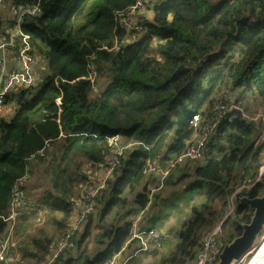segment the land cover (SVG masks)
Wrapping results in <instances>:
<instances>
[{"label": "trees", "instance_id": "obj_1", "mask_svg": "<svg viewBox=\"0 0 264 264\" xmlns=\"http://www.w3.org/2000/svg\"><path fill=\"white\" fill-rule=\"evenodd\" d=\"M136 2L2 0L0 37L15 27L21 8L38 4L21 28L45 74L11 93V118L0 117V239L11 223V191L26 177L25 205L16 211L0 264H104L122 247L124 258L137 249L131 228L137 211L139 228L153 227L158 215L181 205L186 214L176 237L167 242L165 236L155 255L126 264H192L233 194L234 210L217 237L219 253L249 223L252 209L239 199L264 190V172L254 181L264 162V124L246 119L264 112V0H159L151 20L139 18L143 31L126 32L119 16ZM225 94L232 98L212 129L208 155L170 167L193 137L191 115L208 123ZM116 136L125 147L94 198L95 212L78 227L73 247L51 259L82 189L111 154L108 139ZM154 159L168 170L162 179L147 171ZM42 184L41 197L30 194ZM48 221L51 235L33 230Z\"/></svg>", "mask_w": 264, "mask_h": 264}, {"label": "built area", "instance_id": "obj_2", "mask_svg": "<svg viewBox=\"0 0 264 264\" xmlns=\"http://www.w3.org/2000/svg\"><path fill=\"white\" fill-rule=\"evenodd\" d=\"M147 0H137L136 4L125 15L119 16L120 27L126 32L132 30L143 31V27L139 23V18H145L147 13ZM2 0H0V7ZM39 12L38 4L35 7L21 8L17 14L16 25L4 36L0 37V116L6 109V101L9 95L20 89L28 88L34 85L37 81L36 76V58L33 55V48L30 41V36L22 31L21 19L25 15L35 16ZM95 71L93 67H89L88 79L93 83ZM231 95L225 94L223 98L218 99L213 107V114L209 118V122L201 125L200 114H192L188 120V129L193 131L192 139L187 143L185 152L178 156L175 162L170 164L172 167L174 164H184L192 160H202L206 154V147L210 143L212 129L215 124L224 116V110L226 109L227 101L231 100ZM236 108V106H231ZM247 120L252 122H259L264 124V112L259 111L253 115H248ZM120 137H112L108 139V144L111 148V154L106 158L105 163L101 164L98 169V175L95 183L87 186L85 196L78 205L74 218L69 223L68 231L61 236V238L55 243L53 248L51 259L62 253L64 249H70L73 247L72 237L78 230L80 224L87 218L90 213L94 212L93 201L107 180L112 177L118 158L124 150L120 146ZM260 141L264 144V131L261 134ZM149 173H160L161 179L164 178L168 170L163 169L159 164V159H154L148 167ZM264 172V162L259 167L258 176L255 178V182ZM25 179L18 181L11 193L12 199L10 204V219L11 223L8 228V232L0 239V262L5 261L8 253V248L12 240L13 231L15 225V217L18 210H21L25 205V193L23 192V185ZM235 197L234 194L227 205V209L224 210L216 219L212 232L203 241L202 248L192 264H211L216 255L219 254V246L217 237L221 235L223 224L231 215L234 210ZM142 216V211H137L131 219V228L133 233V239L137 241V249L130 255L122 258L121 254L125 250L121 248L119 253L113 255L104 264H126L131 259L138 256L155 255L156 251L161 250L164 233L159 227H145L139 228V221ZM216 243L218 247H216ZM233 264H264V228L259 234L258 238L254 242L251 250L243 255L240 259L233 262Z\"/></svg>", "mask_w": 264, "mask_h": 264}, {"label": "rangeland", "instance_id": "obj_3", "mask_svg": "<svg viewBox=\"0 0 264 264\" xmlns=\"http://www.w3.org/2000/svg\"><path fill=\"white\" fill-rule=\"evenodd\" d=\"M159 0H156V2L155 3H157ZM37 60L38 59H36V64H35V66H36V68H35V70H36V73H37V76H36V79H37V81H35L36 83L35 84H38L41 80H42V77L44 76V74H45V71L44 70H42V68H43V66L42 65H39V63L37 64ZM39 66H41V69H39ZM220 100V99H219ZM237 108V107H236ZM239 109V108H238ZM241 111V110H240ZM257 112H259V111H257ZM243 113V112H242ZM254 113H256V112H254ZM254 113H250L249 115H253ZM12 115V109H11V107L9 106V107H7L6 106V109H5V111H4V113L3 114H1V116H3V117H5L6 119H9V118H11L10 116ZM0 116V117H1ZM248 117V116H247ZM120 142V146L124 149V147H125V143H124V140H121V141H119ZM210 146V145H209ZM123 152V151H122ZM208 152H209V150H208V146L206 147V154L204 155V156H207L208 155ZM196 160H199V159H196ZM97 175H98V171H96L95 173H93L92 175H91V177H90V179H91V182L92 183H95V181H96V177H97ZM26 183V182H25ZM35 184V183H34ZM40 186V185H39ZM39 186H36V187H34V188H32V189H30L29 190V192H30V194L31 195H33V196H35V197H37V198H39V197H41V195L43 194V190H44V188H45V184H42V186H41V188L39 187ZM85 189L87 188L86 186L84 187ZM82 189V192H81V195H80V199H79V201L77 202L78 203V205H79V203H80V200L82 201V199H83V197L85 196V189ZM169 190H171V188H169ZM169 190H168V192H169ZM174 199H178V197H176V198H174ZM183 199H185V197H183V198H181L180 200H183ZM32 201V200H31ZM33 202V201H32ZM177 203V202H176ZM176 203L174 202V200H172V202L170 203V205H171V207H175L176 206ZM179 204L181 205V201L179 202ZM93 205H94V201H93ZM184 207H186V206H183V205H181V209H180V211H178V210H174V211H169L168 210V212H164V214L163 215H158L157 216V223H156V225H154L155 227L157 226V227H159V229L160 230H162V232L165 234V236H167V242L168 241H171V240H173L175 237H176V235H177V230L180 228L179 226L181 225V221L183 220V218L185 217V214H186V208H184ZM94 212H95V210H94ZM93 212V213H94ZM164 216V217H163ZM74 218V216L70 219V222H71V220ZM69 222V223H70ZM153 226V227H154ZM37 228H42L43 230H45L46 232H47V234H49V235H51L52 233H53V231L54 230H52V229H54V227H53V225L52 224H50V222L48 221V222H46V223H44V222H42V223H39V222H36V225L35 226H33V230L36 232L37 230ZM95 233V232H94ZM261 233V232H260ZM259 233V234H260ZM259 234H258V236H259ZM62 236V235H61ZM258 236L256 237V239L258 238ZM61 238V237H60ZM60 238H58L57 239V241L60 239ZM206 239V238H205ZM255 239V240H256ZM56 241V242H57ZM55 242V243H56ZM217 242H218V240H217ZM216 247H218V245H217V243H216Z\"/></svg>", "mask_w": 264, "mask_h": 264}, {"label": "water", "instance_id": "obj_4", "mask_svg": "<svg viewBox=\"0 0 264 264\" xmlns=\"http://www.w3.org/2000/svg\"><path fill=\"white\" fill-rule=\"evenodd\" d=\"M231 112L237 118L243 117L242 111L238 108H232ZM239 202L245 203L252 209L251 219L248 224L243 226L241 234L222 248L215 264H231L233 260L240 259L251 249L254 240L264 227V190L256 198H241Z\"/></svg>", "mask_w": 264, "mask_h": 264}, {"label": "crops", "instance_id": "obj_5", "mask_svg": "<svg viewBox=\"0 0 264 264\" xmlns=\"http://www.w3.org/2000/svg\"><path fill=\"white\" fill-rule=\"evenodd\" d=\"M155 2H156V0H147V3L149 4V7H150V8H149V11H147V13H146V15H145V16H146V17H145L146 19L151 20V17H152V11H151V8H152L153 5L155 4ZM119 140L121 141V138H120ZM24 184H25V182H24ZM156 221H157V217H156V219H155V221H154L153 226L156 225V223H157ZM263 228H264V227H263ZM254 242H255V240H254ZM253 244H254V243H253ZM253 246H254V245H253ZM251 248H252V247H251ZM250 250H251V249H250ZM250 250H249V251H250ZM249 251H248V252H249ZM248 252H247V253H248ZM245 254H246V253H245ZM245 254H244V255H245ZM234 261H236V260H233V262H234ZM233 262H232L231 264H233Z\"/></svg>", "mask_w": 264, "mask_h": 264}, {"label": "clouds", "instance_id": "obj_6", "mask_svg": "<svg viewBox=\"0 0 264 264\" xmlns=\"http://www.w3.org/2000/svg\"><path fill=\"white\" fill-rule=\"evenodd\" d=\"M155 227V226H154ZM165 235V234H164Z\"/></svg>", "mask_w": 264, "mask_h": 264}]
</instances>
